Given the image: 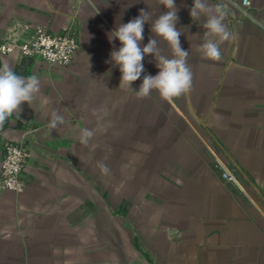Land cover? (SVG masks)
<instances>
[{
    "label": "crops",
    "instance_id": "0c3cea01",
    "mask_svg": "<svg viewBox=\"0 0 264 264\" xmlns=\"http://www.w3.org/2000/svg\"><path fill=\"white\" fill-rule=\"evenodd\" d=\"M249 1L245 11L243 0H207L231 33L208 37L222 52L208 60L206 16L176 0L192 84L166 98L135 92L158 72L151 56L134 91L107 63L120 46L107 34L141 10L151 24L163 0H0V45L38 27L80 37L65 66L0 57L40 81L0 121V170L4 145L36 130L25 191L0 188V264H264V0ZM143 35L144 44L155 35L150 25ZM210 149L229 159L245 193L222 181Z\"/></svg>",
    "mask_w": 264,
    "mask_h": 264
},
{
    "label": "clouds",
    "instance_id": "9594fccd",
    "mask_svg": "<svg viewBox=\"0 0 264 264\" xmlns=\"http://www.w3.org/2000/svg\"><path fill=\"white\" fill-rule=\"evenodd\" d=\"M167 11L161 13L151 24V12L141 10L139 15L127 23H119L107 35L109 42L119 40V48L113 47L107 63L118 67L121 73V83L132 85L140 80L145 72L144 59L151 56L158 72L155 76L143 75L142 83L135 92L147 96L153 90L163 97L179 96L186 92L192 84V72L187 65L189 51L184 50L180 37L184 35L179 23L176 0H163ZM206 16L203 25L205 39L201 43L203 55L208 60H219L222 52L218 40L211 39L213 35L220 39H228L231 33L223 22L225 12L221 8L213 9L207 0H193L190 9L192 18ZM145 24L150 25L152 35L146 44L144 40ZM156 37L166 41L173 50L172 57L160 54L159 42ZM40 90V81L35 75L21 76L10 66H0V121L7 119L12 113L28 104ZM133 90V89H132ZM134 91V90H133ZM59 117L54 116L51 127H56Z\"/></svg>",
    "mask_w": 264,
    "mask_h": 264
},
{
    "label": "built area",
    "instance_id": "2783aa9c",
    "mask_svg": "<svg viewBox=\"0 0 264 264\" xmlns=\"http://www.w3.org/2000/svg\"><path fill=\"white\" fill-rule=\"evenodd\" d=\"M245 11L251 7L249 0H243ZM80 47V37L73 28L53 32L44 27L34 30L29 40L19 42L8 40L0 45V57L19 53L24 58L39 59L49 65L65 66L71 63ZM36 130L26 129L24 141L7 142L3 148V159L0 170V188L3 191L21 194L27 186L26 169L32 156L31 141ZM216 169L223 182L245 193L244 181L239 178L229 159L221 153L210 149Z\"/></svg>",
    "mask_w": 264,
    "mask_h": 264
},
{
    "label": "rangeland",
    "instance_id": "374dc122",
    "mask_svg": "<svg viewBox=\"0 0 264 264\" xmlns=\"http://www.w3.org/2000/svg\"><path fill=\"white\" fill-rule=\"evenodd\" d=\"M246 190V189H245ZM247 191V190H246Z\"/></svg>",
    "mask_w": 264,
    "mask_h": 264
}]
</instances>
